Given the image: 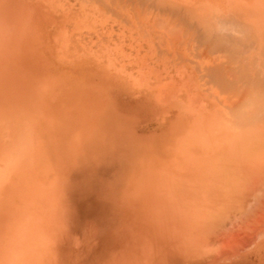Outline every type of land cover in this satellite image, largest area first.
Masks as SVG:
<instances>
[{"label":"rangeland","instance_id":"rangeland-1","mask_svg":"<svg viewBox=\"0 0 264 264\" xmlns=\"http://www.w3.org/2000/svg\"><path fill=\"white\" fill-rule=\"evenodd\" d=\"M0 264H264V0H0Z\"/></svg>","mask_w":264,"mask_h":264}]
</instances>
